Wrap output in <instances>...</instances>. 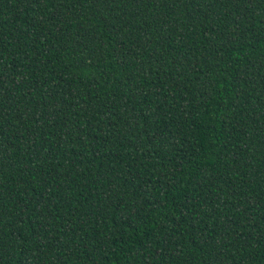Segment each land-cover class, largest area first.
I'll return each mask as SVG.
<instances>
[{
  "label": "trees",
  "instance_id": "1",
  "mask_svg": "<svg viewBox=\"0 0 264 264\" xmlns=\"http://www.w3.org/2000/svg\"><path fill=\"white\" fill-rule=\"evenodd\" d=\"M0 264H264V0H0Z\"/></svg>",
  "mask_w": 264,
  "mask_h": 264
}]
</instances>
